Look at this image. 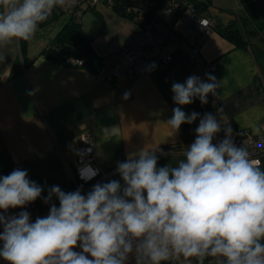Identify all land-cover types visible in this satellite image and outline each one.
<instances>
[{"label":"clouds","instance_id":"9594fccd","mask_svg":"<svg viewBox=\"0 0 264 264\" xmlns=\"http://www.w3.org/2000/svg\"><path fill=\"white\" fill-rule=\"evenodd\" d=\"M76 2L0 0V47L31 40L54 9ZM205 75L171 86L177 107L166 123L173 132L199 119L195 140L175 165L159 167L163 150L145 147L117 162L119 180L96 183L87 193L53 185L46 196L25 169L0 176V258L7 264H162L180 258L205 264L209 257L215 264H264V170L236 145L221 107L203 116L182 108L196 99L207 104L209 94L219 99L222 81ZM221 131L224 138L214 143ZM253 132L259 136L261 128ZM255 146L264 148V136ZM96 174L82 170L81 179ZM40 198L50 205L47 216L33 222L28 211L8 214Z\"/></svg>","mask_w":264,"mask_h":264},{"label":"crops","instance_id":"0c3cea01","mask_svg":"<svg viewBox=\"0 0 264 264\" xmlns=\"http://www.w3.org/2000/svg\"><path fill=\"white\" fill-rule=\"evenodd\" d=\"M169 1L121 0V3L150 12ZM219 2L210 0L202 13L222 25L232 21L242 32L244 43L237 45L216 29L210 33L200 51L214 65L209 74L222 81L219 106L209 96L205 105L196 99L182 108L186 113L195 111L203 116L216 115L221 107L222 115L236 129L254 134L253 129L264 124V15L261 16L264 12H249L241 3L243 11L236 12L237 17L226 18L210 10L219 7ZM82 7L79 19L82 29L91 39L94 52L101 57L102 68H109L126 38L134 33L135 23L103 1L84 2ZM69 19V12H64L36 31L31 40L0 47V55L5 57L0 61V176L21 168L44 188L42 196L53 185L71 191L76 137L84 131L93 134L95 164L105 176L82 186L83 193L96 183L119 180L117 162L145 147L163 150L164 154L157 153L159 167L175 165L184 159V148L195 140L199 119L190 125L182 124L178 133L173 132L166 123L177 107L171 86L173 82L183 83L191 75L204 80L205 72L190 61L176 41L169 40L164 45L171 54L168 64L155 65L134 76L117 72L111 84L104 85L95 81L93 71L86 67L58 63L41 54ZM125 93H130L128 99H124ZM223 134L221 131L218 136ZM260 167L264 170V164ZM53 202L59 203L55 197ZM35 203L41 209L50 208L43 198ZM130 264H135L134 260Z\"/></svg>","mask_w":264,"mask_h":264},{"label":"built area","instance_id":"2783aa9c","mask_svg":"<svg viewBox=\"0 0 264 264\" xmlns=\"http://www.w3.org/2000/svg\"><path fill=\"white\" fill-rule=\"evenodd\" d=\"M82 1L77 0L75 6H80ZM90 1L91 4H95L100 0ZM105 3L112 6V0H106ZM67 9L71 11L72 7ZM72 13L75 19L79 20L83 10L77 7ZM133 21L135 23L134 33L126 38L118 51L116 61L111 67L101 68L92 73L95 81L110 85L112 76L117 72H125L134 76L148 71L153 63L155 65L168 64L171 60V54L165 50L164 45L169 40L176 41L190 61L196 67L201 68L205 74L210 73L213 69V63L204 59L200 48L213 31L216 20L200 12L192 1L180 3L171 0L164 6L154 9L149 16H145L140 11L137 12ZM68 61L73 65L80 66L82 64V61L76 58H69ZM204 80H206V76ZM209 96L214 105L218 107L219 100L211 94ZM230 126L233 129L236 145H244L252 153V158L259 161V166L264 164V148H256L255 146L261 142V137L264 136V124L261 126L259 136L247 131H240L232 123ZM223 138L224 134L217 136L214 143ZM76 142L75 165L71 170V191L81 189L82 186H88L105 176V173H101L95 164L93 134L90 131H84L76 137ZM88 169L96 170L97 174L91 180L81 179V171ZM56 205L59 207V203ZM20 211H28L34 222L37 217L47 216L49 208L41 209L37 203L33 202L24 209H10L8 214L15 215ZM2 231V226H0V232ZM192 260L195 264V258ZM171 261V264H187L183 258ZM4 262L6 261L0 258V264ZM205 264H215V258H206Z\"/></svg>","mask_w":264,"mask_h":264},{"label":"trees","instance_id":"16d2710c","mask_svg":"<svg viewBox=\"0 0 264 264\" xmlns=\"http://www.w3.org/2000/svg\"><path fill=\"white\" fill-rule=\"evenodd\" d=\"M100 1H103L104 3L106 2V0ZM84 2L90 3L91 1L83 0L80 6L72 7L71 11L67 8L54 9L52 15L48 18V20L39 25L37 31L46 24L55 20L60 14L69 12L70 19L55 35L52 41L53 44L51 43L44 47L41 54L52 61L66 65H73L68 61L69 58L80 59L82 61L80 66L86 67L95 72L103 67L102 59L94 52L91 39L85 34L79 20L75 19V16L72 13L77 7H80L83 10L82 4ZM192 2L200 12H203L210 5V0H194ZM112 8L118 14L131 19H133L135 14L139 12V10L137 11L131 7L122 5L121 0H112ZM140 12H142L145 16H149L152 11ZM214 29L237 45L244 43L242 32L234 26L232 21H229L226 25H222L216 21L213 30ZM23 43H25V41H23Z\"/></svg>","mask_w":264,"mask_h":264},{"label":"rangeland","instance_id":"374dc122","mask_svg":"<svg viewBox=\"0 0 264 264\" xmlns=\"http://www.w3.org/2000/svg\"><path fill=\"white\" fill-rule=\"evenodd\" d=\"M262 1L264 0H220L219 7H211L210 10L222 13L223 17L233 18L237 17L236 12L239 13L243 11L241 3L249 9V12L251 10H254V12L262 10V12H264V4H262ZM262 15L264 14H261V16Z\"/></svg>","mask_w":264,"mask_h":264},{"label":"water","instance_id":"95a60500","mask_svg":"<svg viewBox=\"0 0 264 264\" xmlns=\"http://www.w3.org/2000/svg\"><path fill=\"white\" fill-rule=\"evenodd\" d=\"M53 44V43H52Z\"/></svg>","mask_w":264,"mask_h":264}]
</instances>
